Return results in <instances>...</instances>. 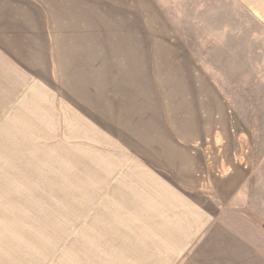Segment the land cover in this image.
<instances>
[{
	"label": "rangeland",
	"instance_id": "rangeland-1",
	"mask_svg": "<svg viewBox=\"0 0 264 264\" xmlns=\"http://www.w3.org/2000/svg\"><path fill=\"white\" fill-rule=\"evenodd\" d=\"M10 1L0 0V49L16 52L17 32L8 27L30 31L10 20L20 9L42 11ZM85 1L48 6L51 19L66 18L55 38L64 51L44 55L49 69L31 76L34 59L18 52L9 61L18 78L0 79V264H46L45 255L58 251L46 243H57L59 222L90 221L91 205L101 204L91 190L101 174L113 172L109 159L122 157V120L131 116L126 109L125 117L124 98L140 96L136 103L145 108L153 95L171 103L174 95H198L203 80L225 98L246 179L194 252L199 264H264V15L257 12L264 6Z\"/></svg>",
	"mask_w": 264,
	"mask_h": 264
},
{
	"label": "crops",
	"instance_id": "crops-1",
	"mask_svg": "<svg viewBox=\"0 0 264 264\" xmlns=\"http://www.w3.org/2000/svg\"><path fill=\"white\" fill-rule=\"evenodd\" d=\"M19 1L29 3L34 12L33 6L37 4L42 12L30 14L20 9L18 19L10 20L21 23L22 28L27 26L30 34L20 31L17 25L8 27L9 31L17 32L14 36L19 39L16 46L19 49L16 52L0 49V79L18 78L17 68L9 62L16 59L13 55L18 52L34 59L33 68H28L31 76L34 69L39 72L49 69L44 55L64 51L62 41L55 38L60 37L66 18L58 14L51 19L47 8L55 6V11L63 5L76 6L77 2L12 0L10 3ZM87 3L93 6L95 2L86 0ZM104 3L108 5L106 0ZM263 4L262 0L249 2L252 7ZM78 12L79 16L85 13L82 7ZM257 12L263 17V8ZM53 21L55 26L51 29ZM5 54L12 57H4ZM203 81L197 85L198 95H174L171 103L153 95L146 105L148 109L149 104L152 106L149 110L144 104L136 103H140V96L124 98L125 117L126 109L131 111V116H127L128 121L122 120V157L112 162L109 159L107 167L113 172L101 174L95 191L90 193L91 198L96 194L101 204L95 208L91 205L89 222L58 223L61 235L57 243L49 244L50 239H44L48 246H58V251L47 254V259L45 255L44 263L199 264L203 261L194 252L197 245L219 221L221 208L246 179L245 165L235 152V135L225 98L214 93L209 80V83ZM107 133L110 134L108 130ZM211 149L216 150L215 154H211ZM95 214L99 221L95 220ZM97 230L104 231L100 233L102 236H98ZM81 231H87L86 236H80Z\"/></svg>",
	"mask_w": 264,
	"mask_h": 264
}]
</instances>
